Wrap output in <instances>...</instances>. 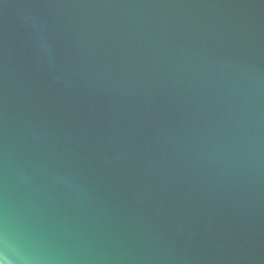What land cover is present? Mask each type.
Instances as JSON below:
<instances>
[{
	"label": "water",
	"instance_id": "obj_1",
	"mask_svg": "<svg viewBox=\"0 0 264 264\" xmlns=\"http://www.w3.org/2000/svg\"><path fill=\"white\" fill-rule=\"evenodd\" d=\"M3 264H264V0H0Z\"/></svg>",
	"mask_w": 264,
	"mask_h": 264
},
{
	"label": "clouds",
	"instance_id": "obj_2",
	"mask_svg": "<svg viewBox=\"0 0 264 264\" xmlns=\"http://www.w3.org/2000/svg\"><path fill=\"white\" fill-rule=\"evenodd\" d=\"M0 264H3V262H2V261H0Z\"/></svg>",
	"mask_w": 264,
	"mask_h": 264
}]
</instances>
